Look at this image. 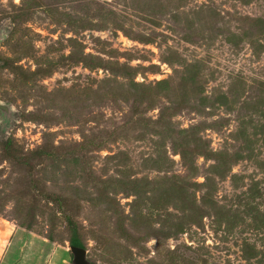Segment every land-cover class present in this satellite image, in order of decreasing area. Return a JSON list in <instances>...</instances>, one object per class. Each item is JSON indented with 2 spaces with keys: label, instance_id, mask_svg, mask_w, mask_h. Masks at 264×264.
Here are the masks:
<instances>
[{
  "label": "rangeland",
  "instance_id": "374dc122",
  "mask_svg": "<svg viewBox=\"0 0 264 264\" xmlns=\"http://www.w3.org/2000/svg\"><path fill=\"white\" fill-rule=\"evenodd\" d=\"M0 264H264V0H0Z\"/></svg>",
  "mask_w": 264,
  "mask_h": 264
},
{
  "label": "water",
  "instance_id": "95a60500",
  "mask_svg": "<svg viewBox=\"0 0 264 264\" xmlns=\"http://www.w3.org/2000/svg\"><path fill=\"white\" fill-rule=\"evenodd\" d=\"M5 106L0 104V110H5ZM70 252L72 254L73 264H87L84 258V250L78 246H69Z\"/></svg>",
  "mask_w": 264,
  "mask_h": 264
},
{
  "label": "trees",
  "instance_id": "16d2710c",
  "mask_svg": "<svg viewBox=\"0 0 264 264\" xmlns=\"http://www.w3.org/2000/svg\"><path fill=\"white\" fill-rule=\"evenodd\" d=\"M69 245H71V246H80L79 242L75 238H70Z\"/></svg>",
  "mask_w": 264,
  "mask_h": 264
}]
</instances>
